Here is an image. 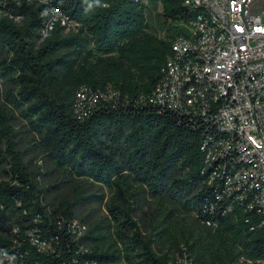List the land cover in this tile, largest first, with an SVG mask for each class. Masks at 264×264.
I'll use <instances>...</instances> for the list:
<instances>
[{"label": "trees", "instance_id": "trees-1", "mask_svg": "<svg viewBox=\"0 0 264 264\" xmlns=\"http://www.w3.org/2000/svg\"><path fill=\"white\" fill-rule=\"evenodd\" d=\"M149 2L161 4L166 22L176 24L166 39L148 32V5L137 0H0L5 261L13 254L12 264H177L174 255L183 249L195 264L264 260L261 217L240 203L230 205L224 196L230 164L207 161L202 148L222 135L215 113L206 119L150 102L173 53L171 39L184 31L177 23L195 20L199 10L184 0ZM51 7L77 29L57 25L43 38ZM109 84L115 95L104 98ZM81 93L97 94L95 105L88 109ZM15 110L24 119L20 127ZM28 154L54 165L74 193L51 196L61 182L43 185L38 176L44 174L31 167ZM93 184L108 191L105 202L104 195L97 199L109 216L97 221L78 213ZM148 203L155 209L145 211ZM141 213L151 219L145 232ZM73 220L88 223L85 235L69 229ZM29 230L52 251L32 245Z\"/></svg>", "mask_w": 264, "mask_h": 264}, {"label": "built area", "instance_id": "built-area-1", "mask_svg": "<svg viewBox=\"0 0 264 264\" xmlns=\"http://www.w3.org/2000/svg\"><path fill=\"white\" fill-rule=\"evenodd\" d=\"M245 1L184 0L186 6L199 13L189 23H177L184 31L171 39L173 53L166 60L163 77L150 102L206 119L215 113L222 135L203 145L207 161L226 159L230 165L225 166L224 196L230 205L240 203L245 209L256 211L264 225V10L252 9L255 0ZM244 2L248 27L242 16ZM2 13L13 18L8 12ZM46 13L49 17L43 38L57 25L66 31L77 29L78 24L69 22L59 8L51 7ZM14 20L20 23L23 18ZM107 95L101 96L111 98ZM79 97L88 103V109L98 99L97 94L81 93ZM76 109L80 111V107ZM68 226L78 238L88 230L78 220ZM27 236L38 250L52 251L51 243L34 231L29 230ZM14 258L13 254L8 255L7 264H12ZM6 261L0 255V264ZM174 261L195 264L185 249L174 255ZM244 264H264V260L247 259Z\"/></svg>", "mask_w": 264, "mask_h": 264}, {"label": "rangeland", "instance_id": "rangeland-1", "mask_svg": "<svg viewBox=\"0 0 264 264\" xmlns=\"http://www.w3.org/2000/svg\"><path fill=\"white\" fill-rule=\"evenodd\" d=\"M252 9L254 11H263L264 10V0H255L252 4ZM147 21H148V32L152 33L153 35L157 36L158 38L166 39L171 34L175 33L176 31V24L175 23H169L166 22L164 16H163V7L161 4L155 5V4H148L147 11H146ZM116 87L113 84H109L106 88V92L108 93L109 97H112L114 95ZM16 116L19 118V125L18 127L23 125L24 119L20 115V112L18 110H15ZM26 139L20 147L24 149L27 145ZM34 154H28L26 155V160L30 161V165L32 168L39 169L40 173H43L44 175L38 176V179L41 181L43 185H51L53 183H60L59 187L52 191L50 193L51 196H61L64 194H73L74 192L71 190L69 186L62 183V177L60 176L59 172L54 169V165L50 164L46 160H43L41 157H34ZM0 179H6L4 176L0 175ZM84 195H88V199L86 204H80L78 206V213L81 216H87L88 219L91 221L99 220L101 218H106L109 216V212L105 207V204H100L98 202L97 197H100L101 195L105 196L104 202L108 199V191L105 186H102L101 184H93L86 186V190L84 192ZM95 199V200H94ZM156 205L153 203H148L144 210L147 212H150L153 209H155ZM158 218V216H156ZM137 220L139 221L140 226L142 227V230L145 232L147 229H149L151 224L150 215L140 214L137 217ZM80 221V220H78ZM86 225L88 228V223L82 222ZM170 244L167 243L166 245V251L173 253L171 251V248L169 246ZM160 245H157V248H159ZM114 264H125L124 260H120Z\"/></svg>", "mask_w": 264, "mask_h": 264}, {"label": "water", "instance_id": "water-1", "mask_svg": "<svg viewBox=\"0 0 264 264\" xmlns=\"http://www.w3.org/2000/svg\"><path fill=\"white\" fill-rule=\"evenodd\" d=\"M246 1H247V0H246ZM246 1H245V2H246ZM245 2L242 4V16H243V18H244V21H245L247 27H248V24H247L246 19H245V17H244V11H245V8H244L245 6H244V5H245Z\"/></svg>", "mask_w": 264, "mask_h": 264}]
</instances>
